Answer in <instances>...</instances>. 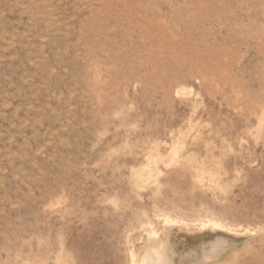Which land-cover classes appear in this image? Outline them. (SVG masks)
<instances>
[{"label": "rangeland", "instance_id": "374dc122", "mask_svg": "<svg viewBox=\"0 0 264 264\" xmlns=\"http://www.w3.org/2000/svg\"><path fill=\"white\" fill-rule=\"evenodd\" d=\"M263 112L264 0H0V264H264Z\"/></svg>", "mask_w": 264, "mask_h": 264}, {"label": "bare ground", "instance_id": "6f19581e", "mask_svg": "<svg viewBox=\"0 0 264 264\" xmlns=\"http://www.w3.org/2000/svg\"><path fill=\"white\" fill-rule=\"evenodd\" d=\"M264 113V112H263ZM263 119V118H262ZM260 123V122H259ZM262 125V124H261ZM145 213V212H144ZM162 214V213H161ZM164 215V214H163ZM166 216V215H165ZM158 218V217H157ZM200 218V217H199ZM164 219V218H163ZM204 220V219H203ZM169 221L171 220H168V219H165V223H168ZM151 222V221H150ZM202 223V222H201ZM208 223V221H207ZM206 223V224H207ZM193 224V223H192ZM208 224L214 226L216 225L217 223L212 221V222H209ZM170 225V224H169ZM209 225V226H210ZM201 226V225H200ZM203 226V224H202ZM148 228V227H147ZM166 228V227H165ZM209 228V227H208ZM211 228V227H210ZM205 229V227H204ZM148 231V230H147ZM146 231V232H147ZM154 231V230H153ZM244 232V231H243ZM154 233V232H152ZM140 236V235H139ZM150 238V239H149ZM147 240V244L146 246H141L142 249L145 247V254L139 258V254L138 256L136 254H132L131 255V261L132 263H137V264H171V260H170V257H169V253H168V247L167 245L163 242V241H159L157 239H155V236L150 234L148 236V238L146 239ZM150 240V241H148ZM223 240V239H222ZM231 243V242H230ZM233 244V243H231ZM145 245V244H144ZM227 246V245H226ZM213 247V246H212ZM224 248V247H223ZM212 249V248H211ZM228 249V248H227ZM144 250V249H143ZM140 252V251H139ZM200 254V253H199ZM198 254V255H199ZM142 255V254H141ZM201 256V255H200ZM139 259H138V258ZM195 264V263H194ZM207 264V263H206Z\"/></svg>", "mask_w": 264, "mask_h": 264}]
</instances>
